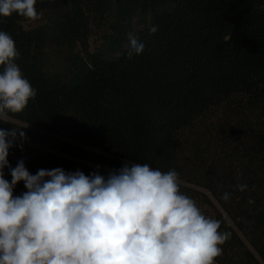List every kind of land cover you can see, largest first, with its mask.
<instances>
[{
	"label": "trees",
	"instance_id": "1",
	"mask_svg": "<svg viewBox=\"0 0 264 264\" xmlns=\"http://www.w3.org/2000/svg\"><path fill=\"white\" fill-rule=\"evenodd\" d=\"M36 9L55 12L51 32L0 16L36 90L7 115L24 125L0 128L59 153L14 142L11 168L23 160L33 175L111 172L79 161L87 160L117 172L127 162L174 170L180 191L230 234L216 264H264V0H37ZM100 23L102 46L74 55L64 73L47 68L50 44L74 50ZM129 33L144 44L132 58ZM25 191L21 181L14 195Z\"/></svg>",
	"mask_w": 264,
	"mask_h": 264
},
{
	"label": "clouds",
	"instance_id": "2",
	"mask_svg": "<svg viewBox=\"0 0 264 264\" xmlns=\"http://www.w3.org/2000/svg\"><path fill=\"white\" fill-rule=\"evenodd\" d=\"M36 4L0 0V16L36 21ZM128 42L129 58L143 52L135 34H128ZM18 56L14 39L0 31V120L5 122L8 113H21L36 96L14 62ZM16 131L0 128V264H216L223 254L230 234L180 191L176 171L127 162L107 176L62 168L33 175L23 160L9 165ZM21 181L26 191L16 196Z\"/></svg>",
	"mask_w": 264,
	"mask_h": 264
},
{
	"label": "rangeland",
	"instance_id": "3",
	"mask_svg": "<svg viewBox=\"0 0 264 264\" xmlns=\"http://www.w3.org/2000/svg\"><path fill=\"white\" fill-rule=\"evenodd\" d=\"M55 12L48 10L40 13V19L36 21H26L24 22V27L26 29H34V28H43L47 29L50 32L51 26H52V18L54 16ZM106 28L100 24H94L92 28V36L87 40L86 43L84 44H79L75 47L74 50H70L68 47L65 45L61 44L60 42H54L52 45L46 49V63H47V68L50 69L51 72H57V73H64L66 70H68L74 55L82 54V52L87 48L90 51L96 50L98 47L102 46L104 44V36H106ZM6 120L10 122H15L17 124H22L20 122H17L11 118L6 117ZM59 139L66 140L65 138H61L58 136H55ZM14 142H19L23 143L25 145H29L31 147L39 148L41 150L47 151V152H53V153H59L57 150H53L50 147H43L34 143L27 142L21 138L15 139ZM74 143V142H72ZM76 144V143H74ZM79 146H82L80 144H76ZM86 150H88L90 153H93L95 155V158L98 160H103L104 158H109V159H114V160H119L115 156L106 153L101 150H97L91 147L87 146H82ZM76 159V158H75ZM79 160V159H78ZM84 164L91 165L100 169H105L108 171H112L111 169H108L107 167L93 162V161H87V160H79ZM199 190L207 192L204 188L198 187Z\"/></svg>",
	"mask_w": 264,
	"mask_h": 264
}]
</instances>
